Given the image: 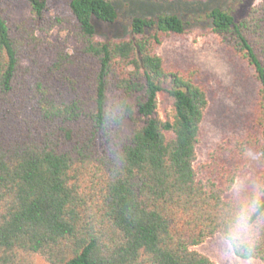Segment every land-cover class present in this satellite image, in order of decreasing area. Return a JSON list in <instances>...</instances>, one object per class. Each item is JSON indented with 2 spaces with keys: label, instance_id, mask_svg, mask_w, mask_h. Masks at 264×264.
<instances>
[{
  "label": "trees",
  "instance_id": "obj_1",
  "mask_svg": "<svg viewBox=\"0 0 264 264\" xmlns=\"http://www.w3.org/2000/svg\"><path fill=\"white\" fill-rule=\"evenodd\" d=\"M21 1L29 15L0 0V264H216L193 246L214 235L249 152L264 171V0L207 13L258 88L247 134L201 163L208 93L198 69L158 53L190 21L134 16L130 36L102 38L93 18L130 22L114 0H69L54 16L49 0Z\"/></svg>",
  "mask_w": 264,
  "mask_h": 264
},
{
  "label": "rangeland",
  "instance_id": "obj_2",
  "mask_svg": "<svg viewBox=\"0 0 264 264\" xmlns=\"http://www.w3.org/2000/svg\"><path fill=\"white\" fill-rule=\"evenodd\" d=\"M262 0H246L239 10L257 4ZM14 16L29 15L21 0H6ZM240 0H114L119 17L130 19L129 25L123 22L108 23L93 18V23L103 29L109 38H122L131 34V19L134 16H153L160 13L177 14L190 21L185 34H171L158 47V53L170 66L188 71L198 69V80L204 85L209 98L201 126L198 145L197 163L205 162L210 151L221 141L228 138L244 137L252 126L255 113L258 84L250 66L228 48L219 35L212 31L207 18L210 8L219 5L234 8ZM69 0H49L46 14L67 15ZM240 6V5H239ZM127 29V31L125 30ZM129 28V29H128ZM128 32L126 34V32ZM64 33L61 26H56L43 36L55 39ZM253 159L245 171H257L259 161L251 152ZM212 237L193 246L194 249L208 255L219 264L211 249ZM34 264H50L41 256L35 257ZM258 264H263L259 260Z\"/></svg>",
  "mask_w": 264,
  "mask_h": 264
},
{
  "label": "clouds",
  "instance_id": "obj_3",
  "mask_svg": "<svg viewBox=\"0 0 264 264\" xmlns=\"http://www.w3.org/2000/svg\"><path fill=\"white\" fill-rule=\"evenodd\" d=\"M118 115L112 110L107 118ZM225 195L211 249L219 264H258L264 252V171L236 170Z\"/></svg>",
  "mask_w": 264,
  "mask_h": 264
}]
</instances>
